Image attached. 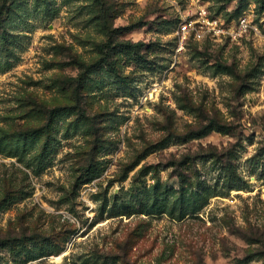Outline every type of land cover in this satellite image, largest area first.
I'll list each match as a JSON object with an SVG mask.
<instances>
[{
    "label": "rangeland",
    "instance_id": "1",
    "mask_svg": "<svg viewBox=\"0 0 264 264\" xmlns=\"http://www.w3.org/2000/svg\"><path fill=\"white\" fill-rule=\"evenodd\" d=\"M0 264H264V0H0Z\"/></svg>",
    "mask_w": 264,
    "mask_h": 264
},
{
    "label": "built area",
    "instance_id": "2",
    "mask_svg": "<svg viewBox=\"0 0 264 264\" xmlns=\"http://www.w3.org/2000/svg\"><path fill=\"white\" fill-rule=\"evenodd\" d=\"M251 28L258 31L257 27L253 26L246 17H242L239 20L238 28L230 30L221 24L219 19H211L208 15V11L202 9L199 12V20L193 22L184 19L181 22L179 30L180 43L182 47L183 44H186L191 31L197 39H202L204 35L208 33L211 39L231 36L233 39L238 40L245 36Z\"/></svg>",
    "mask_w": 264,
    "mask_h": 264
},
{
    "label": "trees",
    "instance_id": "3",
    "mask_svg": "<svg viewBox=\"0 0 264 264\" xmlns=\"http://www.w3.org/2000/svg\"><path fill=\"white\" fill-rule=\"evenodd\" d=\"M140 27V26H139ZM142 27V26H141ZM126 47H129V46H131V44L130 43H127L126 45H125ZM138 46H140V45H135V46H133L134 48H136V47H138ZM112 68V70L115 72V69H114V67H111Z\"/></svg>",
    "mask_w": 264,
    "mask_h": 264
}]
</instances>
